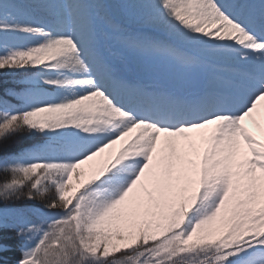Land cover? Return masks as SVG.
<instances>
[{"label":"snow or ice","instance_id":"obj_1","mask_svg":"<svg viewBox=\"0 0 264 264\" xmlns=\"http://www.w3.org/2000/svg\"><path fill=\"white\" fill-rule=\"evenodd\" d=\"M124 51L212 75L156 88ZM0 84V264H264V0H2Z\"/></svg>","mask_w":264,"mask_h":264},{"label":"rangeland","instance_id":"obj_2","mask_svg":"<svg viewBox=\"0 0 264 264\" xmlns=\"http://www.w3.org/2000/svg\"><path fill=\"white\" fill-rule=\"evenodd\" d=\"M2 2V0H0ZM107 3V4H106ZM106 4V5H104ZM101 4L99 7L102 9L103 13L106 12L109 8L108 2ZM120 7V13L125 18H131L134 26H139L141 16L147 11L146 5H141L137 3H124L118 2ZM39 9H55L57 12H64L72 8L71 4H52V5H40L37 6ZM91 8H96V5H90ZM121 62L125 71L131 77L144 81L153 87L156 88H169L175 90L176 92H186L198 81L209 80L210 74L208 68L205 66L199 67L195 70L188 71L184 70L169 60L153 56L148 53H138L134 51H124L121 53ZM210 73V74H209ZM4 87V85H2ZM7 86L15 87V85L9 83ZM261 110L264 113V107H261ZM258 132L253 136H259L264 140V134L261 132L264 131V123L259 126ZM210 131V130H206ZM195 135V134H191ZM129 138H126V140ZM118 142L111 149L107 150L113 155L119 151V149L126 142ZM196 147L199 151H203V145L197 141ZM247 154V147L241 144L239 158H244Z\"/></svg>","mask_w":264,"mask_h":264},{"label":"bare ground","instance_id":"obj_3","mask_svg":"<svg viewBox=\"0 0 264 264\" xmlns=\"http://www.w3.org/2000/svg\"><path fill=\"white\" fill-rule=\"evenodd\" d=\"M227 62H228V60H225L222 64H225ZM224 78H227L226 74H224V76L221 77V79H224ZM262 104H264V103H262ZM258 113H260L259 112V106H258V110H256V112L253 113L252 117L245 118V120L242 122L244 127L247 128V130L258 132L257 128L261 125V120H260Z\"/></svg>","mask_w":264,"mask_h":264},{"label":"trees","instance_id":"obj_4","mask_svg":"<svg viewBox=\"0 0 264 264\" xmlns=\"http://www.w3.org/2000/svg\"><path fill=\"white\" fill-rule=\"evenodd\" d=\"M2 88H3V86H2V84H0V91H2ZM2 176H3V174H0V178H2ZM8 178H10V173L8 174ZM38 203H39V202H37V204H38ZM11 255H12L14 258L18 256V254L15 253V252H13Z\"/></svg>","mask_w":264,"mask_h":264}]
</instances>
